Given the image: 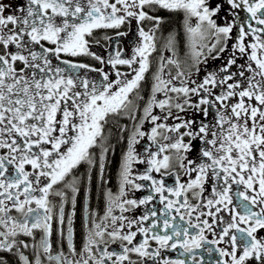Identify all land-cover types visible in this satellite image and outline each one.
<instances>
[{
    "label": "snow or ice",
    "instance_id": "obj_1",
    "mask_svg": "<svg viewBox=\"0 0 264 264\" xmlns=\"http://www.w3.org/2000/svg\"><path fill=\"white\" fill-rule=\"evenodd\" d=\"M0 264H264V0H0Z\"/></svg>",
    "mask_w": 264,
    "mask_h": 264
},
{
    "label": "flooded vegetation",
    "instance_id": "obj_2",
    "mask_svg": "<svg viewBox=\"0 0 264 264\" xmlns=\"http://www.w3.org/2000/svg\"><path fill=\"white\" fill-rule=\"evenodd\" d=\"M165 17L169 18V23L165 27V32L164 35H167L168 31H171L175 29L179 33V39L181 42V52L186 51L185 47V37L183 33V27H182V20H183V14L182 13H176V14H169L168 12H163L161 13ZM159 37V34H158ZM145 88H147V85H145ZM120 160V149L117 148L116 154L113 158L112 164L110 165L108 171L110 173V177L112 179V184L115 185L116 183V170H117V165ZM81 172L84 171V168L80 169ZM93 196L95 199L92 201V203L95 205L97 202H99L100 207H103V202L99 200V191L98 189L93 193ZM77 228L79 230L80 228V221H77Z\"/></svg>",
    "mask_w": 264,
    "mask_h": 264
}]
</instances>
